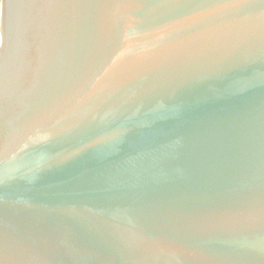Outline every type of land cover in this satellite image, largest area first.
<instances>
[{
  "label": "water",
  "instance_id": "1",
  "mask_svg": "<svg viewBox=\"0 0 264 264\" xmlns=\"http://www.w3.org/2000/svg\"><path fill=\"white\" fill-rule=\"evenodd\" d=\"M0 264H264V0H0Z\"/></svg>",
  "mask_w": 264,
  "mask_h": 264
}]
</instances>
